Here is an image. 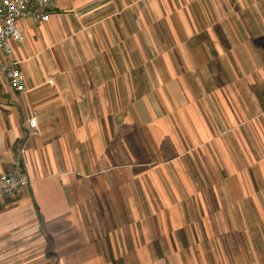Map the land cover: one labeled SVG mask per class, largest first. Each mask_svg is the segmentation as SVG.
Returning a JSON list of instances; mask_svg holds the SVG:
<instances>
[{
	"label": "crops",
	"instance_id": "1",
	"mask_svg": "<svg viewBox=\"0 0 264 264\" xmlns=\"http://www.w3.org/2000/svg\"><path fill=\"white\" fill-rule=\"evenodd\" d=\"M47 13L0 75V264H264V0Z\"/></svg>",
	"mask_w": 264,
	"mask_h": 264
},
{
	"label": "built area",
	"instance_id": "2",
	"mask_svg": "<svg viewBox=\"0 0 264 264\" xmlns=\"http://www.w3.org/2000/svg\"><path fill=\"white\" fill-rule=\"evenodd\" d=\"M52 0H0V75L4 76L13 91L25 90L23 75L12 57L13 45L23 41V34L17 24L19 20L46 22L48 7ZM29 135L36 133V119L28 120ZM20 154L6 172H0V200L14 199L17 191L29 184V178L21 169Z\"/></svg>",
	"mask_w": 264,
	"mask_h": 264
},
{
	"label": "rangeland",
	"instance_id": "3",
	"mask_svg": "<svg viewBox=\"0 0 264 264\" xmlns=\"http://www.w3.org/2000/svg\"><path fill=\"white\" fill-rule=\"evenodd\" d=\"M237 238V237H236ZM234 241L236 242V239H234ZM235 255L237 256V253H235ZM225 254H223V257L221 258L223 261L225 260ZM227 259V258H226ZM234 259L237 261V257L234 256ZM241 260V259H240Z\"/></svg>",
	"mask_w": 264,
	"mask_h": 264
}]
</instances>
